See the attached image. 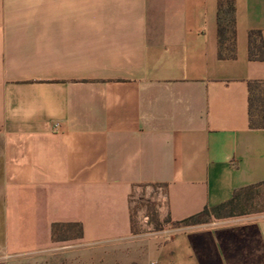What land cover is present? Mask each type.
<instances>
[{
  "label": "crops",
  "instance_id": "1",
  "mask_svg": "<svg viewBox=\"0 0 264 264\" xmlns=\"http://www.w3.org/2000/svg\"><path fill=\"white\" fill-rule=\"evenodd\" d=\"M216 13L217 0H0V264H264V212L131 230L137 185L160 186V217L178 221L264 182L248 116L264 0H235L233 59L218 58ZM54 223L82 237L53 242Z\"/></svg>",
  "mask_w": 264,
  "mask_h": 264
},
{
  "label": "trees",
  "instance_id": "2",
  "mask_svg": "<svg viewBox=\"0 0 264 264\" xmlns=\"http://www.w3.org/2000/svg\"><path fill=\"white\" fill-rule=\"evenodd\" d=\"M217 55L219 59H233L236 55V17L235 0H217ZM248 56L250 60L264 61V42L260 31L248 33ZM248 116L249 127L264 129V80L248 83ZM263 183L237 189L232 198L213 207H205L201 212L182 220L173 221L169 215L160 219L157 209L151 214L152 230H161L170 225L173 228L207 223L212 219L228 218L250 213L264 212L249 209L260 194ZM131 230L133 234L141 233L135 229L131 214ZM82 237L80 223H54L51 227V240L60 242Z\"/></svg>",
  "mask_w": 264,
  "mask_h": 264
},
{
  "label": "rangeland",
  "instance_id": "3",
  "mask_svg": "<svg viewBox=\"0 0 264 264\" xmlns=\"http://www.w3.org/2000/svg\"><path fill=\"white\" fill-rule=\"evenodd\" d=\"M164 203V190L158 185H137L133 187L130 195L131 214L135 229L138 231H154L150 223L151 214L155 209L159 213V206ZM264 207V186L260 188V194L249 209L260 210ZM160 217V214H159ZM160 219H163V217ZM215 227H218L216 225ZM60 255H55L56 262L51 264H62ZM22 259V258H21ZM24 262L18 264H29L28 258L23 257ZM50 263V262H49Z\"/></svg>",
  "mask_w": 264,
  "mask_h": 264
}]
</instances>
